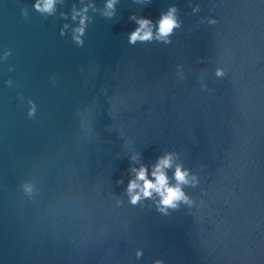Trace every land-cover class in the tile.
<instances>
[{"label":"water","instance_id":"1","mask_svg":"<svg viewBox=\"0 0 264 264\" xmlns=\"http://www.w3.org/2000/svg\"><path fill=\"white\" fill-rule=\"evenodd\" d=\"M36 2L0 0V264H264V0ZM166 153L187 199L132 203Z\"/></svg>","mask_w":264,"mask_h":264},{"label":"clouds","instance_id":"2","mask_svg":"<svg viewBox=\"0 0 264 264\" xmlns=\"http://www.w3.org/2000/svg\"><path fill=\"white\" fill-rule=\"evenodd\" d=\"M115 0H107V8L114 7ZM55 0H37L35 7L43 11H52L54 8ZM87 5L84 9L74 10L73 18L78 13H86ZM107 14H111L110 12ZM86 15H80V26L76 28V32L82 33L84 31V23ZM139 27H137L131 34L130 40L135 41L137 39H150L153 36L152 22L149 18H140L138 20ZM179 21L175 15V7L172 6L168 12L162 14L158 24L157 37L164 39L168 34L177 26ZM80 40V36L75 37ZM173 164V154L166 153L161 156L157 163L153 165L151 169V175L148 173L147 165H141L139 168L133 169L135 177L129 181L128 192L132 203H136L142 197L153 196L154 194L159 196L158 203L162 206V210L166 207H175L180 200H186L187 196L183 191L182 185L189 182L188 170L185 169L182 164L177 163L175 165V171L173 173L175 177V183L169 182V176L167 175V169Z\"/></svg>","mask_w":264,"mask_h":264}]
</instances>
